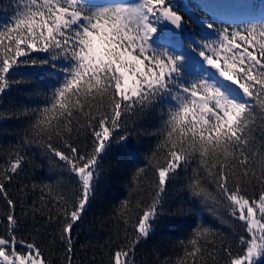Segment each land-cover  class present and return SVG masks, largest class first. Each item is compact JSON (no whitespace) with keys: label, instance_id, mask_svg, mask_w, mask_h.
<instances>
[{"label":"snow or ice","instance_id":"1","mask_svg":"<svg viewBox=\"0 0 264 264\" xmlns=\"http://www.w3.org/2000/svg\"><path fill=\"white\" fill-rule=\"evenodd\" d=\"M174 8L172 0H107L104 4L17 0L14 18L0 25V98L13 84L32 85L30 94L41 99L36 106L17 107L36 117L30 124L32 134L47 141L62 138V133L70 139L78 117L86 116L85 123L97 120L96 103L110 107L97 120L99 130L93 129L91 152L70 143H65L67 152L45 144L65 162L80 189L78 198L64 200L63 205L66 222L60 225V240L68 253L73 229L96 199L102 154L130 142L127 135L113 138L121 117L133 109L159 107L167 108L166 118L162 117L166 163L156 166L157 193L135 226L137 234L127 250L115 252L114 264H132L135 245L163 227L165 206L160 193L177 177L185 176L192 196L209 197L200 172L192 170L189 175L187 171L197 156L198 167L213 175L219 193L230 202L231 215L244 222L246 235L238 237L237 245L243 254L226 249V264H264V191L246 198L240 187L241 179L264 183V16L243 27L216 29L208 23L206 32L216 38L198 45L199 67L193 70L187 51L159 44L165 33L183 30V18ZM32 53L47 55L33 58ZM25 68L34 71H21ZM257 104L262 109L259 133L254 119ZM21 160L15 159L10 173H17ZM3 178L10 181L12 176L6 173ZM0 196L14 210L3 183ZM6 220L10 231L7 238L0 237V264H48L35 244H27L25 254L17 253V220L11 212ZM207 232L203 226L196 229V238L189 241L193 251L186 255L195 258L198 238ZM67 259L71 264L70 256Z\"/></svg>","mask_w":264,"mask_h":264},{"label":"trees","instance_id":"2","mask_svg":"<svg viewBox=\"0 0 264 264\" xmlns=\"http://www.w3.org/2000/svg\"><path fill=\"white\" fill-rule=\"evenodd\" d=\"M94 2L104 4L107 0ZM172 2L174 10L183 18L184 27L165 33L159 44L179 52L187 51L193 70L199 67L198 45L216 38L214 33L206 32L208 23H213L216 29L229 25L235 28L258 23L264 16V0ZM16 10L17 0H0V25L9 24ZM44 55L47 54L32 53L33 58ZM31 87L25 83L13 84L0 98V183L6 185L8 199L15 203L14 210H10L5 198L0 196V237H8L6 216L11 212L17 220L16 241L35 244L48 264H68L69 256L71 264H114L115 252L121 248L127 250L128 243L137 234L135 226L157 193L155 168L166 163V130L162 117L166 118L167 108L143 112L133 109L121 117V127L115 130L113 138L118 134L127 135L130 142L126 147H114L109 154H102L96 199L86 206L81 222L73 229L72 251L68 253L60 240V225L66 222L63 205L64 200L78 198L80 189L65 162L51 154L45 144L50 142L57 150L67 152L65 143H70L91 152L93 129L99 130L97 120L110 107L103 102L96 103L93 115L97 120L85 123L86 116L78 117L79 124L73 126L70 139L62 133V138L47 141L32 134L30 124L36 117L17 107L36 106L41 99L30 94ZM261 111L257 104L254 113L257 133ZM260 143L257 135V145ZM18 156L22 158L21 167L17 173H10V165ZM198 164L197 156L187 171L189 175L192 170L200 172L201 184L209 197L192 196L183 174L166 185L165 192L160 193L161 204L165 206L163 227L146 242L135 245L132 264H226V249L230 248L234 255L243 254L237 245L238 237L246 235L244 222L231 215L230 202L219 193L213 175ZM6 173L12 176L10 181L3 178ZM240 187L246 198L258 197L264 191V183L259 180L241 179ZM199 226L208 228L209 232L198 238L199 251L193 258L186 253L193 251L189 241L196 238Z\"/></svg>","mask_w":264,"mask_h":264},{"label":"rangeland","instance_id":"3","mask_svg":"<svg viewBox=\"0 0 264 264\" xmlns=\"http://www.w3.org/2000/svg\"><path fill=\"white\" fill-rule=\"evenodd\" d=\"M27 244H30V243H26V242L20 243L19 241H17V244H16L17 253L18 254H25V248H26Z\"/></svg>","mask_w":264,"mask_h":264}]
</instances>
